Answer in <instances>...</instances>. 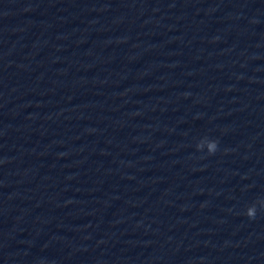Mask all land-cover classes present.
<instances>
[{"label": "clouds", "instance_id": "obj_1", "mask_svg": "<svg viewBox=\"0 0 264 264\" xmlns=\"http://www.w3.org/2000/svg\"><path fill=\"white\" fill-rule=\"evenodd\" d=\"M197 151H205L208 155H214L219 150V141L216 139H211L208 136L202 137L195 145ZM257 205L261 210H264V199H259L251 205L247 206L244 215L250 220H255L257 217Z\"/></svg>", "mask_w": 264, "mask_h": 264}]
</instances>
